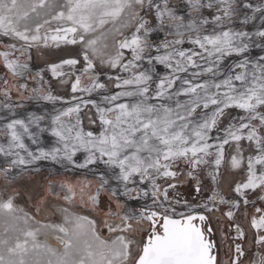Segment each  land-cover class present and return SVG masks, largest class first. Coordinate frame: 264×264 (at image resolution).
I'll list each match as a JSON object with an SVG mask.
<instances>
[{
	"label": "snow or ice",
	"instance_id": "6c2138e0",
	"mask_svg": "<svg viewBox=\"0 0 264 264\" xmlns=\"http://www.w3.org/2000/svg\"><path fill=\"white\" fill-rule=\"evenodd\" d=\"M57 7L59 10L49 13L51 19L36 23L34 28L28 26L30 13L39 15L38 8ZM256 19L260 20L259 26L246 30ZM53 21L56 26L41 34V29ZM117 22L120 26L115 32L120 39L115 42V54L105 59L96 47L97 38L89 34ZM237 23L239 28L235 27ZM0 37L23 42L20 47L8 44L9 51L0 52L11 76V80L0 82V95L5 98L0 107L9 114L0 117L4 120L0 135L5 137V143H0V155L7 158L0 173L7 177L15 169L50 161L66 171L87 170L98 180L96 194L89 196L93 205L101 191L115 198L118 210L123 207L120 197L146 201L137 209L123 211L126 223L108 229L120 233L110 242L96 234L95 222L86 217H74L70 236L68 229L57 226L68 236L64 251L57 254L47 248L49 258L43 264H218L217 245L210 238L213 229L208 223L209 214L226 205L224 216L232 220L241 204L245 208L254 204L249 193L264 201V55H251L254 47L264 51V3L254 6L250 0H63L49 4L48 0H36L25 5L18 0H0ZM50 41L56 46H83L81 58L70 57L48 66L53 78L74 77L70 82L72 95L67 101L53 95L43 73L33 76L29 64L21 59L29 49L41 43L47 47ZM185 44L191 47L186 48ZM126 51L130 58H125ZM233 56L237 59L226 64ZM93 57H99L100 64L110 69L129 74H105L119 91L108 93ZM27 58L30 60L31 56ZM81 59L83 64L76 70ZM158 65L164 67L165 74L158 72ZM65 66L69 72L62 70ZM182 73L186 75L181 76ZM85 77L87 84L83 83ZM22 79L25 82H20ZM27 80L36 81V86L30 87ZM60 83L69 84V80ZM13 91L18 102L12 99ZM76 93L88 97L100 93V99H84ZM182 96L186 97L183 101L179 99ZM57 101L71 106L17 115L16 109L24 108L25 103ZM89 105L95 109V119L91 115L88 119L93 125L98 121V131H86L83 126L82 113ZM230 109L242 114L229 116L228 124L220 128ZM45 133L54 138L50 148L39 147ZM25 137L38 145L35 151L26 145ZM241 141L254 146V154L245 157ZM226 145L235 148L231 167L246 170V179L234 186L232 199H226L218 188L196 203L179 194L170 195V190L175 193L179 177L185 176L195 182L193 191L200 196V174L205 167L212 169L208 176L218 185ZM78 153L84 154L83 159ZM181 164L185 166L183 170ZM83 184L91 186L87 180ZM61 187L71 194L65 195V200L75 197L74 185L64 182ZM0 211L15 212L12 200L0 203ZM255 212L250 224L255 230L254 244L260 247L264 246V208L256 207ZM134 224L146 225L139 233V242L134 235H127L134 232ZM234 227V240L242 241L243 229ZM88 235L91 240L84 238ZM35 236L34 231L20 230L14 243L0 239V246L9 256L5 261L0 254V264H41L40 260L27 259L30 252L41 247ZM230 252L229 264H242V243L236 242ZM260 264H264V253Z\"/></svg>",
	"mask_w": 264,
	"mask_h": 264
},
{
	"label": "rangeland",
	"instance_id": "374dc122",
	"mask_svg": "<svg viewBox=\"0 0 264 264\" xmlns=\"http://www.w3.org/2000/svg\"><path fill=\"white\" fill-rule=\"evenodd\" d=\"M36 0H18V3L21 4H29L34 3ZM63 0H48L49 4H59L62 3ZM250 2L255 6L258 4V0H250ZM59 10L58 7L53 8H45V9H37L36 13H30V19L27 21L28 26L31 28L35 27L36 23H43L44 19H51L49 13H54V11ZM55 21L52 22L51 25H45L44 28L41 29V34L45 33L46 29L54 28L56 26ZM251 28H254L259 25V22H250ZM119 22L116 24L109 23L105 25L102 29L97 30L94 33H90L89 36L91 38H97L98 43L96 47L100 50L103 54L104 58L106 59L108 56L115 54V42L116 40L120 39V37L116 34L115 29L118 28ZM235 27L239 28L240 25L237 23ZM49 35L52 33L49 32ZM125 34H127V30H125ZM16 43L17 47H20L23 42L10 40L8 38L0 37V52L9 51L6 47L8 44ZM104 45H107L105 48ZM184 47H191L190 45ZM83 46L80 44L76 45H67V44H60L56 46L51 41L49 45L45 47L42 43L38 46H35L29 49L28 53L25 57H21L22 60L26 61L31 67L32 70H40L48 74V64H56L60 63L61 60L67 58H81V52ZM257 48L251 49V55L253 57H257L259 54ZM261 50V49H260ZM263 52V51H262ZM16 56H19V53H16ZM31 56L29 60L27 57ZM125 58H130V53L127 51L125 52ZM94 62L98 66L99 70L101 71H108L112 72L115 71L113 69L108 68L106 65L100 64L99 57H93ZM232 62H234L236 58H229ZM82 62V59H81ZM39 66V67H37ZM68 68L67 66L64 69ZM35 71L36 73L38 71ZM98 72V71H97ZM44 73V72H43ZM68 77L63 78L62 80ZM51 85L53 90V95L58 97H63L64 100H70V96L64 92H67L69 84H62L63 86H67L65 88H58L56 87L57 82L60 80H46ZM107 81V80H106ZM88 83V81H86ZM108 82V81H107ZM31 86H36V81L30 82ZM47 86V85H46ZM1 87V84H0ZM57 93H63L64 95H58ZM12 99L13 101L18 102V97L15 91L12 92ZM181 101L185 100L186 97H179ZM5 102V98L0 96V105ZM33 105L35 103H25V105ZM51 104V103H48ZM30 105V106H31ZM37 105V104H35ZM45 104H40L37 106H41ZM54 106L63 107L68 106L69 104L63 103L61 101H57ZM89 108V107H88ZM5 109L0 107V112L3 113ZM87 112V109L84 110L82 113L83 119V126L85 130H92L98 131L95 129H91L86 125L83 114ZM95 110H91L89 112V116L91 115L93 119H95ZM74 121V117H73ZM90 121V120H89ZM90 126L93 125L91 121L89 122ZM99 125L98 121L96 125ZM217 133L214 131L213 135ZM49 138H52L50 135H47ZM4 136L0 135V143H3ZM47 144L50 142L47 140ZM241 147L244 149V155L247 157L249 154H254L252 145H249L247 141L240 142ZM38 146H35V150ZM41 147V146H39ZM34 150V151H35ZM235 154L234 145H226L225 146V160L224 163L221 165L219 172V184L217 185L218 190L222 193V195L226 199H232L235 196L233 191L234 186L237 183H241L246 179V170L243 167V170L236 174L232 175L231 171L237 169H231L230 165V157L231 155ZM83 153H78V156L83 159ZM0 166H6L7 158L3 155H0ZM229 159V160H228ZM229 162V163H228ZM180 168L183 170L185 166L183 164L180 165ZM231 170V171H230ZM229 173L231 179L228 181V186L224 187L223 182L226 179V174ZM185 176L179 177L178 187L175 190V193H172L170 190V195L179 194V196L183 199H187L190 202L196 203L193 197V181L188 180L187 178L183 181ZM87 180L91 182L90 187H84L83 182ZM67 182L71 183L75 186V197L70 200H65V195H71L67 192L66 188H62L61 184ZM181 183V184H180ZM49 185L52 186V191H49ZM98 186V180H96L87 170H70L66 171L60 165L53 164L50 161H39L35 165H30L25 170L15 169L11 174L7 177L0 173V203L6 202L7 200L11 199L16 209L13 213H7L4 211H0V239H9L10 243H14L15 237L19 234L20 230H31L36 233L35 242L39 244L41 247L36 249L33 252L29 253L27 259L29 261L32 260H40L41 264L49 258V255L46 253L47 248L54 249L57 254H61L64 251L65 243L68 239V236L65 233H62L58 230L57 226L64 227L68 229V235L72 234V229L75 224L74 217H86L87 220H91L95 222V231L96 234L103 240L111 241L115 239L116 232H109V222L116 221L118 224L122 223L124 220L122 219V214L125 209H137L141 205H143L146 201L145 200H138V201H129L124 197H120V203L123 205L121 209L116 208L115 198L110 196V193L107 191H101L98 197V201L95 205L91 203L89 200V196L95 195L96 187ZM115 184L113 183V187ZM83 187V192H81V188ZM214 187H209L206 185L205 192L211 193ZM226 191H225V190ZM204 192V190H203ZM224 192H230L232 195H224ZM249 198L253 203H249V205L245 208L243 204L239 210L235 211V215L231 220L233 223L238 224L244 230H247L249 235L247 237V241L252 246V249H249L248 252L245 251L244 262L242 264H254L252 261L254 257L259 258V262L261 259V254L264 253V246H260L258 248L254 244L255 230L251 228V217L253 215H257L255 212L256 207H261L264 201L259 200L255 193H249ZM147 203H151L150 200ZM66 210V211H65ZM48 211V212H47ZM228 211V206H220V211H216L218 213V218L223 217L225 221H229L226 216H224V212ZM46 212V213H45ZM63 212V213H62ZM120 213L117 215L116 213ZM47 214V216H46ZM214 213L209 214V221L208 223L212 225V229H214V238L218 245H220V249L218 250V264H229V257L232 255L230 249H234V243L227 238V233L223 230V224L218 221V219L214 218ZM221 216V217H220ZM67 217V220H66ZM120 219L122 222H120ZM25 220L27 222L25 223ZM224 221V222H225ZM86 223V221H85ZM226 223V222H225ZM222 226V227H220ZM54 227V228H53ZM134 229L136 230L133 233H129L127 235L135 236L137 242H139L142 237L139 233H141L146 227V225H133ZM228 232H231L228 228ZM135 233V234H134ZM120 234V233H119ZM118 234V235H119ZM57 236L63 239L64 244L62 247H54L48 243V237ZM212 236V235H211ZM23 238V237H21ZM85 239L91 240V236L88 235L84 237ZM228 239V240H227ZM244 248V247H243ZM245 250V248H244ZM223 251V252H221ZM260 252V253H259ZM0 254L4 255L5 261L9 259L7 251L0 246ZM260 254V255H258ZM260 264V263H259Z\"/></svg>",
	"mask_w": 264,
	"mask_h": 264
},
{
	"label": "flooded vegetation",
	"instance_id": "af4514ba",
	"mask_svg": "<svg viewBox=\"0 0 264 264\" xmlns=\"http://www.w3.org/2000/svg\"><path fill=\"white\" fill-rule=\"evenodd\" d=\"M99 30V29H98ZM1 69H2V67H1V65H0V82H2L3 80H1L2 79V77H1ZM64 80H68V78H66V79H64ZM70 81V80H69ZM20 82H25V80H21ZM27 82L30 84V82H31V80H27ZM1 87H2V84H1ZM1 97H3L2 95H0ZM31 105V104H30ZM25 105V107L24 108H22V109H16V111H17V115H19V116H21V117H23L24 115H26V113L27 112H30V111H52V109H50V106H49V104H45V105H41V106H37V105H35V104H33V105ZM60 109H62V108H60ZM5 112H3V113H1L0 112V117H4V116H8L9 114H8V112H7V110L5 109L4 110ZM4 123V120H2V119H0V125H2ZM47 135H49V134H47V133H45V134H43L42 136H41V139H40V144H39V146H41V147H44V148H50L52 145H53V143H54V138L52 137V138H49ZM49 141L50 142V144H47L46 143V141ZM4 142L3 143H5V137H4V140H3ZM25 143H26V145L29 147V149L30 150H32V151H34L35 150V146H38V145H34V144H32V142L30 141V140H28L27 139V137H25ZM1 157V156H0ZM229 160V159H228ZM230 161V160H229ZM229 163V162H228ZM231 169H232V167H231ZM25 170V169H24ZM212 169L210 168V167H205L204 168V171L203 172H201V174H200V176H201V179H202V181H203V190H204V192L202 191V193H201V195L200 196H197V194L193 191V195H194V197L193 198H195V200L197 201H199L200 199H206L207 198V196L208 195H210L211 193H207V192H205V189H206V185H209V187H214V188H217V185H214L213 183H212V181H211V178L208 176V172L209 171H211ZM233 170V169H232ZM243 170V167L242 168H239V169H237V170H233V171H231L233 174L232 175H236V174H238V173H240L241 171ZM185 179H186V177L184 178V180L183 181H185ZM230 180L231 179V177L229 176V173L228 174H226V179L224 180V182H223V186L224 187H227L229 184H228V181L227 180ZM194 183L195 182H193V186H192V190H193V187H194ZM181 184V183H180ZM225 190V189H224ZM226 191V190H225ZM229 195V196H231L232 194L230 193V192H224V195ZM262 208H264V203L262 204ZM218 213L217 212H214V218H216V219H218V221H220L223 225V230H225V232L227 233V238L228 239H230V241L231 242H233L234 244L236 243V242H239V243H242V246L245 248V251L246 252H248L249 251V249H252V246L249 244V242L247 241V237H248V233L247 232H245V231H247V230H244V233H245V238L242 240V241H239V240H234V238L236 237V235H237V233H236V231H235V227H234V225H238V224H235V223H233L231 220H229V221H225V219L223 218V217H221V218H218ZM226 223H225V222ZM211 226V228H212V225H210ZM222 226H220V227H222ZM241 227V226H240ZM228 228L230 229V231L231 232H228ZM242 228V227H241ZM243 229V228H242ZM143 230V229H142ZM254 230V229H253ZM212 240H214L215 241V243H216V245H217V250H219L220 249V245H218L217 244V242H216V240H215V238H214V229H213V232H212V236L210 237ZM227 239V240H228ZM233 244V245H234ZM258 248H260V247H258ZM221 252H223V251H221ZM260 253V252H259ZM258 255H260V254H258ZM245 257V256H244ZM244 257L242 258V262H244ZM259 257V256H258ZM258 257H254V259H253V263L254 264H259L260 262H259V258ZM229 260V259H228Z\"/></svg>",
	"mask_w": 264,
	"mask_h": 264
},
{
	"label": "crops",
	"instance_id": "0c3cea01",
	"mask_svg": "<svg viewBox=\"0 0 264 264\" xmlns=\"http://www.w3.org/2000/svg\"><path fill=\"white\" fill-rule=\"evenodd\" d=\"M261 3H264V0H258V4H261ZM249 14H251V13H249ZM257 16H259V14H257ZM253 22H259V24H260V20L259 19H256L255 21H253ZM259 26V25H258ZM246 30H250V31H253L254 30V28H251V25L249 24V25H247L246 26ZM185 46H186V44H185ZM258 50V53L259 54H262V55H264V51L262 52V50H260L259 48H257ZM80 52H82V51H80ZM225 63L226 64H229V63H232V61L228 58L226 61H225ZM82 64H83V61L81 62V65H77L76 66V70H79L80 69V67L82 66ZM0 65H1V67H2V69H1V77H2V79L1 80H4V79H9V80H11V76H10V74L8 73V71H7V69L4 67V64H3V58L2 57H0ZM48 65H51V64H48ZM37 67H39V66H37ZM37 70V69H36ZM36 70H32L31 69V67H29V71L32 73V75L34 76L35 74H36ZM63 71H65V72H69L70 71V69L69 68H66V69H62ZM157 70H158V72L161 74V75H163V74H165L166 73V70L164 69V67L162 66V65H158L157 66ZM38 72H42L41 70H40V67L38 68V70H37ZM97 71H98V73H101V75H100V80L102 81V82H105L106 84H107V90H108V93H111V92H115V91H119V89H116L115 87H114V81L113 82H107L106 80H107V78H106V75L105 74H108V75H116V74H120V75H122V76H124V77H127L129 74L128 73H120V72H108V71H101V70H99V68H98V66H97ZM44 72V73H43ZM42 73H43V75H44V78H45V80H62L63 78H65V77H59V78H53L52 77V75H51V72L49 71L48 72V74L47 73H45V71H43ZM181 76H185L186 74H180ZM66 77H68V76H66ZM208 77H202L201 79H207ZM72 79H74V77H68V80H72ZM83 79V83H85V84H87V78L85 77V78H82ZM56 94H58V95H64L63 93H57V92H55ZM64 93H66V95L68 94L70 97H71V95H72V93H71V91H70V86L68 87V89H67V92H64ZM76 95H78V96H83L84 97V99H89V98H91V99H95V100H97V102H99V99H100V93H94L93 95H92V97H88L86 94H83V93H76ZM49 106H50V109H60L61 107H58V106H54V105H52V104H49ZM69 106H71V104H69L68 106H66V107H69ZM89 107H90V109L91 110H95V109H92L91 108V105H89ZM63 108H65V106L63 107Z\"/></svg>",
	"mask_w": 264,
	"mask_h": 264
},
{
	"label": "built area",
	"instance_id": "2783aa9c",
	"mask_svg": "<svg viewBox=\"0 0 264 264\" xmlns=\"http://www.w3.org/2000/svg\"><path fill=\"white\" fill-rule=\"evenodd\" d=\"M231 58H236V57H231ZM112 72H119V70H115V71H112ZM61 81V80H60ZM71 82V80L69 81V83ZM56 87H57V89L58 88H65V89H67V86H63V85H61L60 84V82H57V85H56ZM89 112H91V109H90V107L87 109V112L86 113H84L83 114V118H84V121H85V123H86V125H88V127H90L91 129H95V130H97L98 128H99V125L97 124H95V125H91L90 126V124H89V119H88V117H89ZM228 113H229V115L228 116H226L222 121H221V123H220V128H224L227 124H228V122H229V116H238V115H241L242 113H240L238 110H236V109H230V110H228Z\"/></svg>",
	"mask_w": 264,
	"mask_h": 264
},
{
	"label": "bare ground",
	"instance_id": "6f19581e",
	"mask_svg": "<svg viewBox=\"0 0 264 264\" xmlns=\"http://www.w3.org/2000/svg\"><path fill=\"white\" fill-rule=\"evenodd\" d=\"M48 212V211H47ZM46 213V212H45ZM63 213V212H62ZM46 216H47V214H46ZM108 222H109V225H108V227L109 228H119V227H123L124 226V224L126 223L125 221H121V219H120V222H122V223H120V224H118L116 221H110V220H108ZM135 225V224H134ZM54 228V227H53ZM139 230H142L141 228L139 229ZM136 230L134 229V232H135ZM119 233H115V235L117 236ZM131 234V233H130ZM135 234V233H134ZM48 243L50 244V245H52V246H54V247H62L63 246V244H64V241H63V239H61L60 237H57V236H51V237H48Z\"/></svg>",
	"mask_w": 264,
	"mask_h": 264
}]
</instances>
